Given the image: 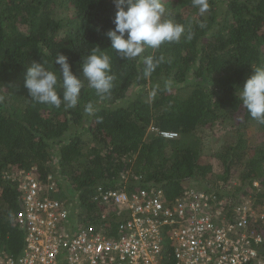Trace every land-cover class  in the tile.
Listing matches in <instances>:
<instances>
[{
  "label": "trees",
  "instance_id": "obj_1",
  "mask_svg": "<svg viewBox=\"0 0 264 264\" xmlns=\"http://www.w3.org/2000/svg\"><path fill=\"white\" fill-rule=\"evenodd\" d=\"M209 5L202 17L192 0H168L174 19L194 36L157 51L147 49L143 56L165 60L144 77L140 58L126 60L109 49L113 0H0V255H16L24 244V231L16 223L21 192L15 175L34 166L42 176L55 173L77 202L73 208L82 210L79 218L93 222L99 219L90 201L96 187L120 189L123 176L128 189L153 183L173 198L187 188L209 191L204 180L213 176L214 165L205 150L206 135L220 127L229 126L224 132L237 142L225 136L213 153L223 167L219 177L229 183L233 170L244 166L243 195L228 191L229 198L238 202L245 195L264 206V125L236 95L252 67L264 66V0H209ZM97 46L111 57L115 80L110 95L97 96L84 81L74 109L31 99L24 83L33 61H46L59 76L55 58L63 54L80 77L84 56ZM166 80L173 81L170 89L164 87ZM134 83L140 91L127 98ZM88 104L92 114L85 111ZM151 126L178 135L166 138ZM250 132L259 140L244 148Z\"/></svg>",
  "mask_w": 264,
  "mask_h": 264
},
{
  "label": "built area",
  "instance_id": "obj_2",
  "mask_svg": "<svg viewBox=\"0 0 264 264\" xmlns=\"http://www.w3.org/2000/svg\"><path fill=\"white\" fill-rule=\"evenodd\" d=\"M13 178L24 244L16 255L1 254L0 264H264V206L249 197L234 202L224 183L220 196L217 189L187 188L173 198L158 184L128 189L123 176L120 189L96 187L90 201L99 219L86 222L82 210L58 196L55 173L42 176L34 166Z\"/></svg>",
  "mask_w": 264,
  "mask_h": 264
},
{
  "label": "clouds",
  "instance_id": "obj_3",
  "mask_svg": "<svg viewBox=\"0 0 264 264\" xmlns=\"http://www.w3.org/2000/svg\"><path fill=\"white\" fill-rule=\"evenodd\" d=\"M113 3L116 8L112 21L114 28L106 33L111 42L109 49L126 60L140 58L144 65V77L150 76L165 60L163 55L143 56L147 49L157 51L164 44L179 42L182 37L188 41L193 39L191 28L186 29L184 24L174 19L164 0H113ZM192 6L202 17L210 8L209 0H192ZM199 26L206 27L203 22ZM45 65L46 61H33L24 83L31 99L39 104L74 109L79 103L84 81L101 98L110 95L114 87L111 57L99 46L84 56L80 77L72 72L68 57L63 54L58 53L55 58V65L60 66L57 68L59 76ZM252 68L253 74L237 87L236 95L250 116L264 125V66ZM172 86V80L164 82L166 89ZM85 111L92 114L93 105L88 104Z\"/></svg>",
  "mask_w": 264,
  "mask_h": 264
},
{
  "label": "rangeland",
  "instance_id": "obj_4",
  "mask_svg": "<svg viewBox=\"0 0 264 264\" xmlns=\"http://www.w3.org/2000/svg\"><path fill=\"white\" fill-rule=\"evenodd\" d=\"M164 2H165V5H166L168 0H164ZM190 80L193 81L192 78H190ZM185 90L188 91V89H185ZM139 91H140V84L134 83L133 86L131 87V89L128 91L127 98H133ZM174 92H177L176 89L174 90ZM178 93H180V91H178ZM225 129L229 130L230 127L229 126H226V128L225 127H220V128H216L214 130L212 129V130L207 132L206 141H205V146H206L205 150L208 152V154H207L209 156L208 159L213 162V165H214V170H213L214 172L213 173L214 174H212L213 175L212 177H208L206 180H204V183L206 185H208L209 187H211V189H217L218 187H220L221 183H222V185L224 183L225 192L226 191H230V193L236 192V193H238L241 196V194L243 195V193H241L240 190H239V185H240V182H241L240 181V172H241V170L243 169L244 166L241 165L238 169L233 170V175L230 178L231 179L230 182L226 183V181H224L222 179V177L221 178L219 177V175L222 174V172H223L222 171L223 167H222L220 161L215 156H213V153H215L220 148V146L223 144V139L228 136L224 132ZM255 135L257 137H259V138H262L261 134H255ZM245 139H246V144H245V146H242L244 148H246L248 145H251L252 143H256L259 140V139H257V140L254 139L253 132H250L249 135H247L245 137ZM226 141H228L230 143L232 142V143L235 144L237 142V138L235 136H232L231 138L227 137ZM197 184H198L197 187H200V186L204 187L200 183H197ZM202 184H203V182H202ZM65 185L66 184L63 183V185L61 186L62 187V194H60L58 196L59 197H63V195H65V198L67 197V199L71 203L73 202V204L76 205L77 202L73 201V199H71L68 196V192L66 190V189H68V187H66ZM244 196H242V197H244ZM243 199H245V198H243Z\"/></svg>",
  "mask_w": 264,
  "mask_h": 264
}]
</instances>
